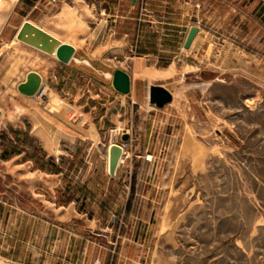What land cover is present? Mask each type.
Returning a JSON list of instances; mask_svg holds the SVG:
<instances>
[{"label": "rangeland", "instance_id": "1", "mask_svg": "<svg viewBox=\"0 0 264 264\" xmlns=\"http://www.w3.org/2000/svg\"><path fill=\"white\" fill-rule=\"evenodd\" d=\"M120 66L145 78L129 120ZM0 108V264H264V0H14Z\"/></svg>", "mask_w": 264, "mask_h": 264}, {"label": "water", "instance_id": "2", "mask_svg": "<svg viewBox=\"0 0 264 264\" xmlns=\"http://www.w3.org/2000/svg\"><path fill=\"white\" fill-rule=\"evenodd\" d=\"M198 32V27L193 25L189 28L184 41V47L188 48ZM75 53V48L69 43H60L55 49V55L57 59L63 63L69 62ZM42 84L41 75L34 71L30 70L26 73L25 80L17 84V90L26 95L32 96L35 95ZM112 85L113 87L121 92L128 93L131 87V81L129 74L122 69H115L112 75ZM149 94L151 96V101H154L157 106H162L166 102L171 100V93L162 86H152L150 87ZM2 116V109L0 108V119ZM128 134L125 133L122 135V139L126 140ZM123 147L119 143H112L108 148V172L111 175H114L120 156L122 155Z\"/></svg>", "mask_w": 264, "mask_h": 264}, {"label": "crops", "instance_id": "3", "mask_svg": "<svg viewBox=\"0 0 264 264\" xmlns=\"http://www.w3.org/2000/svg\"><path fill=\"white\" fill-rule=\"evenodd\" d=\"M118 68L126 71L129 74L130 81H131L130 92L129 93H121V92L117 91L114 87L110 88L108 91L111 92V95L114 98L113 102L110 105L111 106H113V105L115 106V104L118 103L120 106H122V105L125 106L127 108V119L126 118H123V120H129L130 119V116L132 114H134V110H135L134 107H135V103H136L135 97L137 96L138 93L141 92L140 88H138V87L141 86V84H142L141 81H143L145 78L139 77L138 75H136L135 72L130 71L128 68H126L124 66L115 67L113 69V71L115 69H118ZM39 74L43 78V75L41 73H39ZM150 84L152 85V83H149V85ZM158 85L163 86L165 89H167L168 91H170L165 85H163V84H158ZM97 103H98V101H97ZM148 108H149L148 109L149 111H152V110L155 109V107H153V105H150ZM157 108L158 109H161L162 106H157ZM127 132L126 133L128 134V137H131L130 132L128 130H127ZM121 133H123V132H121Z\"/></svg>", "mask_w": 264, "mask_h": 264}, {"label": "bare ground", "instance_id": "4", "mask_svg": "<svg viewBox=\"0 0 264 264\" xmlns=\"http://www.w3.org/2000/svg\"><path fill=\"white\" fill-rule=\"evenodd\" d=\"M14 2V0H0V10H1V8L2 7H8L10 4H12ZM150 87H152V85L150 86ZM150 87H149V89H150ZM149 99L151 100V96H150V94H149ZM121 144V143H120ZM122 154H123V152H122ZM106 155H108V153L106 154ZM122 155L120 156V160H119V163L121 162V159H122ZM107 162H108V156H107ZM119 163H118V165H119Z\"/></svg>", "mask_w": 264, "mask_h": 264}]
</instances>
